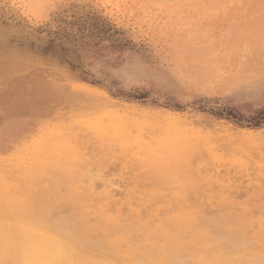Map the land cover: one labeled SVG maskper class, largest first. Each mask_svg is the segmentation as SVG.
<instances>
[{"label": "rangeland", "instance_id": "374dc122", "mask_svg": "<svg viewBox=\"0 0 264 264\" xmlns=\"http://www.w3.org/2000/svg\"><path fill=\"white\" fill-rule=\"evenodd\" d=\"M262 112L264 0H0V264H264Z\"/></svg>", "mask_w": 264, "mask_h": 264}, {"label": "bare ground", "instance_id": "6f19581e", "mask_svg": "<svg viewBox=\"0 0 264 264\" xmlns=\"http://www.w3.org/2000/svg\"><path fill=\"white\" fill-rule=\"evenodd\" d=\"M208 76H209V74H208ZM23 222H25V221L23 220ZM14 223L15 222H13V224ZM27 225L28 224H24L21 222L19 224H16L15 226L16 227H23V228L29 227V225L28 226ZM13 226H11V228ZM2 227H5V226H2ZM19 232H20V230H19ZM22 232L25 233V230L22 229L21 232L18 233L19 234L18 237L13 236V237L9 238V240H11L10 244L11 243L16 244V241L18 243L19 247L16 246L17 244L15 245L16 249L18 248V250H16L15 246H14V251L15 250L17 251V255H14L15 253H13L12 258H16V260L19 259V262H21V264H55V263H57V264H79L80 261L75 260L73 258V256L70 254V252H65L64 245L61 242H59L56 238L54 239L53 238L54 235L52 236V233H49L47 230H32L29 234L25 233V235L24 236L22 235L23 237H21L20 235ZM8 237H10V236H8ZM0 241L2 244L3 239ZM0 246L2 249L6 248L5 244L4 245L2 244ZM8 248H9V246H8ZM12 251H13L12 249H11V251L9 250V252H12ZM6 253H5V256L8 255V252H6ZM3 254H4V252H3ZM0 257H2V256H0ZM9 258H11V257H9ZM12 258H11V260H13ZM2 260H3V258H2Z\"/></svg>", "mask_w": 264, "mask_h": 264}, {"label": "trees", "instance_id": "16d2710c", "mask_svg": "<svg viewBox=\"0 0 264 264\" xmlns=\"http://www.w3.org/2000/svg\"><path fill=\"white\" fill-rule=\"evenodd\" d=\"M262 113H264V112H262ZM220 115H222V114H220ZM228 118L233 119V120H235L237 122H242V119L237 118L235 115H231ZM246 121H248L253 126H260L261 124L264 123V115L256 116V117H253L252 119H249V120H246Z\"/></svg>", "mask_w": 264, "mask_h": 264}]
</instances>
